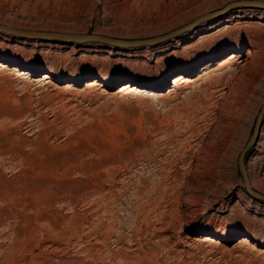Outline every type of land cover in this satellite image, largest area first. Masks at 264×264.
I'll return each mask as SVG.
<instances>
[{
  "label": "rangeland",
  "instance_id": "1",
  "mask_svg": "<svg viewBox=\"0 0 264 264\" xmlns=\"http://www.w3.org/2000/svg\"><path fill=\"white\" fill-rule=\"evenodd\" d=\"M233 1L0 0L1 28L127 41L212 13L128 45L124 67L110 43L0 38V264H264V201L238 169L264 106V6ZM30 38L53 52L12 46ZM177 56L178 86L159 69ZM244 165L264 195V110Z\"/></svg>",
  "mask_w": 264,
  "mask_h": 264
},
{
  "label": "bare ground",
  "instance_id": "2",
  "mask_svg": "<svg viewBox=\"0 0 264 264\" xmlns=\"http://www.w3.org/2000/svg\"><path fill=\"white\" fill-rule=\"evenodd\" d=\"M206 16H207V14H205V15L199 17V18L201 20H203V18H205ZM0 29H3V30H0V38L1 39H5L6 37L12 36L11 33L21 34V35L26 36V37H38L36 33H43V31H24L22 33L20 30H15L16 28L12 29V27H5V26L2 27V28L0 27ZM248 34L250 35V33H248ZM77 35L78 36H87L89 34H77ZM90 35L100 36V37L97 38L98 39L97 41H93V42L110 43V44L118 45V46H111V45H109V46L111 48H114L115 49L114 52H115V54H117V57L115 58V65H119V66H123V67L126 66L125 63L129 59L128 56L131 55V50L133 49L132 47H129L128 45L132 46V44H135V43L138 42L137 40H132V41L119 40V39H114V38H110V37L102 36V35H97V34H90ZM248 37L249 36L246 33L242 32V31L235 32V33L234 32H228V33L219 34L214 39L209 41L210 43L207 46L208 48L206 50H204V51L202 50L201 53H200V56H201L202 60H207L208 57H206V56H207V53H208V51L210 49H215V48H218V47L220 48V47H223L225 45H228V44H230L232 41H234L237 38L238 39H244V38L247 39ZM26 42H31L32 45L31 46H27ZM122 44H125V45H122ZM12 46L15 49L20 50V51L28 49L31 53L44 54V55L52 53L53 49H54V45H53L52 42L44 43V42H39L37 39H32V38H30V39H22L21 41H16ZM97 46H99V45L95 44L94 47H92L91 49H88V55L89 56H93L94 59H99V60L105 61V56L104 55H98V52H97L98 49H96ZM102 50L103 49H101V51ZM255 52H257V50ZM256 54L254 53V51L248 50L247 57H252L251 59L254 60L255 57L257 58ZM258 59H260V58H258ZM244 60H245L244 58L240 59L238 54H232L229 57V61L227 63L222 64L221 67H223L225 64H229V65L233 66L234 63L243 62ZM252 60H251V62H252ZM254 62H256V61L254 60ZM249 64L251 65L250 62H249ZM249 64H245V66L247 67V65H248V67H249L250 66ZM256 64H258L257 66H259L260 62L255 63V65L253 63L252 65L256 66ZM159 66H160L159 69H160V71L162 73H166V71H168V72H173V73L176 72L178 74L174 78V81H173V83L176 86H178L181 82H183V81L185 82L186 80L190 79V77L188 75L187 76L184 75V74H186L185 73V70H186L185 67L187 66V59L184 56H177L174 59H169V61H167V63L165 64V67H164V65H161V64H159ZM250 69H252V71H256L252 67ZM259 70H261L260 66H259ZM203 235H204L203 236L204 237L203 240H205L207 242V241L211 240V238L213 236H216L217 234L206 233V234H203ZM241 242H242V244L247 245V244H250L251 241H250V238H248V236H242Z\"/></svg>",
  "mask_w": 264,
  "mask_h": 264
},
{
  "label": "water",
  "instance_id": "3",
  "mask_svg": "<svg viewBox=\"0 0 264 264\" xmlns=\"http://www.w3.org/2000/svg\"><path fill=\"white\" fill-rule=\"evenodd\" d=\"M236 5H244V6H264V1H259V0H255V1H249V0H244V1H233L231 3H229L227 5V7L229 6H236ZM212 15V13H208L207 16L205 18H207L208 16ZM203 18V19H205ZM199 21H201L200 18L194 20L192 23H190V26H193L194 24L198 23ZM186 25V26H181L179 28L174 29L173 31L167 33V34H161L155 37H150L147 39H141V40H137L138 42L132 45H137V44H141V43H146V44H151V43H155L157 41H161L164 40L166 37H168L171 34H177L180 31H182L183 29L189 28L190 26ZM37 36L39 38H43V39H49V40H74V41H97L98 37L100 36H93V35H87V36H78L77 34L74 33H66V32H53V31H49V32H43V33H36ZM41 34V35H40ZM264 110V106L261 107V110L258 114V117L256 119V123H255V127H254V132L252 137L248 140L247 144L245 145L244 149L242 150V152L240 153L239 157H238V169L239 172L241 174V177L244 181L245 184V189L248 192V194H250L252 197L263 200L264 201V195L254 191L253 189L250 188L249 183H248V179H247V173H246V169H245V165H244V154L246 152V150L248 149V147L250 146V144L254 141L255 138V133L257 131L258 128V124L260 122V117L262 115V112Z\"/></svg>",
  "mask_w": 264,
  "mask_h": 264
}]
</instances>
